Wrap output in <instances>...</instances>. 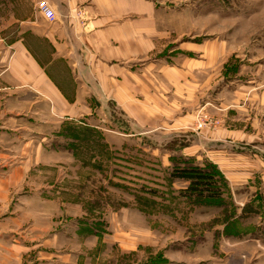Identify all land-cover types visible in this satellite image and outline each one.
I'll return each instance as SVG.
<instances>
[{
  "label": "crops",
  "instance_id": "0c3cea01",
  "mask_svg": "<svg viewBox=\"0 0 264 264\" xmlns=\"http://www.w3.org/2000/svg\"><path fill=\"white\" fill-rule=\"evenodd\" d=\"M40 1L50 3L55 21L38 11ZM0 8V212L2 182L17 173L18 181L24 179L19 170L32 156L23 149H39L43 129L60 132L66 121H78L102 133L109 120L112 134L144 137L161 120L186 136L182 129L206 109L221 126L191 129L183 152L218 165L235 211L212 237L228 245V261L207 264L246 263L242 247H260L257 229L264 223L243 227L252 211L264 218V89L257 71L243 78L240 67L258 59L243 52L232 64L227 42L183 39L168 20L181 13L166 0H0ZM127 123L136 134L123 133L130 131ZM8 136L20 141L21 152L8 149ZM72 222L78 228L73 236ZM30 223V229L5 232L0 220V264H103L100 252L83 247L99 240L80 228L85 222L62 217ZM163 258L176 261L168 252Z\"/></svg>",
  "mask_w": 264,
  "mask_h": 264
},
{
  "label": "rangeland",
  "instance_id": "374dc122",
  "mask_svg": "<svg viewBox=\"0 0 264 264\" xmlns=\"http://www.w3.org/2000/svg\"><path fill=\"white\" fill-rule=\"evenodd\" d=\"M166 2L181 13V17L168 20L182 30L183 39L227 42L232 64H239L243 52L253 54L258 64L244 63L241 76L257 71L261 78L258 86L264 89V0ZM0 13L2 18V8ZM205 92L206 89L200 90V98ZM205 116L207 121L199 128L198 123ZM215 117L206 109L195 112L192 125L182 129L186 136L161 120L151 125L144 137L112 134L108 131L113 126L109 120L102 122L106 130L102 133L82 127L78 121H66L60 132L43 129L39 149H23L22 154L32 156V163H24L19 170L24 179L18 181L17 173L15 179L2 182V231L8 232L10 227L30 229L32 221H57L63 217L85 222L87 226L81 224L80 228L87 236L99 238L97 246L94 241L83 247L89 252H100L103 264H180L176 262L178 258L184 264H207L217 259L227 262L228 245L222 237H214L215 241L212 237L219 230L216 228L230 221L235 213L230 190L224 197L227 208L198 205L183 195L188 183L171 177L173 158L185 156L183 151L190 145L191 129L204 131L221 126L220 117ZM86 121L95 123L94 118ZM134 128L128 124L130 131L123 133L136 134ZM174 141L173 149L170 145ZM5 144L12 149L20 141L8 136ZM18 150L21 152L20 147ZM198 161L203 164L206 160ZM5 165V170H9L14 162ZM257 214L252 211V216L243 220V227L264 222ZM70 231L71 236L78 231L73 222ZM259 231L260 247L246 244L247 248L242 247L248 254L246 263L237 260L231 264H264V223ZM227 233L225 227L224 235ZM165 252L176 257V261L162 260Z\"/></svg>",
  "mask_w": 264,
  "mask_h": 264
},
{
  "label": "trees",
  "instance_id": "16d2710c",
  "mask_svg": "<svg viewBox=\"0 0 264 264\" xmlns=\"http://www.w3.org/2000/svg\"><path fill=\"white\" fill-rule=\"evenodd\" d=\"M175 143L174 141L170 148H173ZM183 156L173 158L175 165L171 173L173 179H180L188 183L183 195L198 205L227 208L229 204L225 201L224 193L229 189L228 181L218 165L208 160L202 164L196 157ZM229 229L228 226V232Z\"/></svg>",
  "mask_w": 264,
  "mask_h": 264
},
{
  "label": "built area",
  "instance_id": "2783aa9c",
  "mask_svg": "<svg viewBox=\"0 0 264 264\" xmlns=\"http://www.w3.org/2000/svg\"><path fill=\"white\" fill-rule=\"evenodd\" d=\"M37 8H38V11L41 12L49 21L53 22L57 19L54 9L50 5V3H48L47 1H40L38 3ZM206 121H207V116H205L204 121L198 123L199 124L198 127L202 128Z\"/></svg>",
  "mask_w": 264,
  "mask_h": 264
}]
</instances>
